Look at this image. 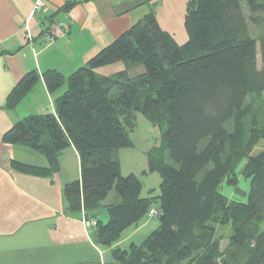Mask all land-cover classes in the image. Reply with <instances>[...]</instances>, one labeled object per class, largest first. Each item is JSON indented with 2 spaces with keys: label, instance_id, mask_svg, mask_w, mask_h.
<instances>
[{
  "label": "trees",
  "instance_id": "obj_1",
  "mask_svg": "<svg viewBox=\"0 0 264 264\" xmlns=\"http://www.w3.org/2000/svg\"><path fill=\"white\" fill-rule=\"evenodd\" d=\"M184 28L187 41L178 45L150 10L68 76L45 70L47 91L63 88L54 112L28 115L2 140L46 157L47 169L14 164L42 175L58 170L64 148H75L80 178L64 186L66 211L90 214L102 247L114 246L157 202L158 226L138 244L113 247V264H264V149L252 154L264 141V120L246 106L249 95L264 92V72L256 69L257 53L264 63V0H189ZM114 63L124 68L112 76L94 72ZM38 80L35 70L25 73L6 106L19 104ZM137 112L166 127L143 171L160 176L157 196H140L138 178L120 172L117 153L131 145ZM240 164L251 180L246 202L219 190L226 184L240 192ZM110 190L119 200L105 204ZM101 208L105 222L96 216ZM217 226H229L222 250Z\"/></svg>",
  "mask_w": 264,
  "mask_h": 264
},
{
  "label": "crops",
  "instance_id": "obj_2",
  "mask_svg": "<svg viewBox=\"0 0 264 264\" xmlns=\"http://www.w3.org/2000/svg\"><path fill=\"white\" fill-rule=\"evenodd\" d=\"M43 1V14L34 18L35 0H0V264H113L111 249L138 244L146 232L158 226L149 214L158 210L151 208L148 217L125 229L114 246L102 247L87 224L95 219L84 211H66L64 186L80 178L75 148H64L58 157V170L42 175L14 164L47 169L46 157L26 146L5 143L2 136L28 115L54 112L53 98L63 88L50 94L41 78L45 70L68 76L150 10L159 26L178 45L184 44L189 0ZM69 2L73 5L64 11L62 7ZM46 20L56 26V37L48 44L43 43L40 28ZM123 68V64L114 63L94 72L112 76ZM31 70L38 73L39 80L19 104L8 108L9 92ZM233 194L231 190L229 197ZM98 213L97 219L103 222Z\"/></svg>",
  "mask_w": 264,
  "mask_h": 264
},
{
  "label": "rangeland",
  "instance_id": "obj_3",
  "mask_svg": "<svg viewBox=\"0 0 264 264\" xmlns=\"http://www.w3.org/2000/svg\"><path fill=\"white\" fill-rule=\"evenodd\" d=\"M253 32L255 34H258L263 31L261 28H258L254 29ZM256 69L260 72H264V63L261 62L259 53H257L256 56ZM134 72L137 73L136 70H134ZM134 72L133 74H135ZM96 75L101 76L100 73ZM246 106L247 108L249 107V109H251V107L253 106L254 109L252 108L251 110L258 111L259 114H261L260 119L264 120V92L249 95L246 100ZM251 110H249L248 113H252ZM134 124V128L128 133L131 145L119 149L117 153L118 160L120 162V172L123 176L132 173L138 178V180L141 182L140 196H157L159 194V184L161 181L160 176L156 172L143 173V171L146 170L148 166V152L153 151L154 149H158L161 144L162 132L166 127L165 125H163L161 128L152 125L140 112L135 113ZM263 149L264 141L262 140L254 147L252 154H256ZM158 151L164 156L167 162L172 163L168 158L167 152H161L160 149ZM241 167L242 164H240L236 168L238 173V181L236 186L240 192H236L235 190H233L232 186H228L226 184H221L219 190L222 194H224L231 200L246 202L247 193L251 187V180L244 177L240 173ZM231 190H233V192L235 191L233 197H229V193ZM118 200L119 198L116 196L114 190H110L106 199L104 200V203H115ZM151 208L157 210V202L152 203ZM98 214L99 218L102 219L103 222H105L107 219L105 208H101ZM144 217H148L147 213ZM154 220L158 221V217L154 216ZM217 228H219L217 232L221 238L220 249L222 250V248L226 246L228 237L230 235V231L228 230L229 226H217ZM151 231L146 232L143 237H141V239H139V241L137 242H141V240H143Z\"/></svg>",
  "mask_w": 264,
  "mask_h": 264
},
{
  "label": "built area",
  "instance_id": "obj_4",
  "mask_svg": "<svg viewBox=\"0 0 264 264\" xmlns=\"http://www.w3.org/2000/svg\"><path fill=\"white\" fill-rule=\"evenodd\" d=\"M45 10V4L43 0H35L34 5L32 7L31 16L32 17H39L43 14ZM41 39L44 44H48L54 41L56 37V26H54L51 22L44 21L41 25ZM149 214L151 216H158V212L155 210H150ZM95 220H89L87 222L88 226H94Z\"/></svg>",
  "mask_w": 264,
  "mask_h": 264
}]
</instances>
